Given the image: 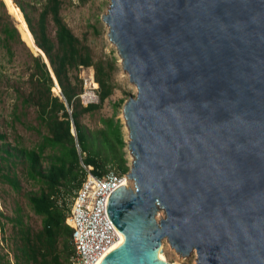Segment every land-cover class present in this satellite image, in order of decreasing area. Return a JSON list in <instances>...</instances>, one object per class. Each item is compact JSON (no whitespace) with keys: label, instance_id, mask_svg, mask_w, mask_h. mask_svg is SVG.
Returning a JSON list of instances; mask_svg holds the SVG:
<instances>
[{"label":"water","instance_id":"water-1","mask_svg":"<svg viewBox=\"0 0 264 264\" xmlns=\"http://www.w3.org/2000/svg\"><path fill=\"white\" fill-rule=\"evenodd\" d=\"M105 1L133 186L108 198L124 239L98 264H174L164 238L197 264H264V0Z\"/></svg>","mask_w":264,"mask_h":264},{"label":"trees","instance_id":"trees-1","mask_svg":"<svg viewBox=\"0 0 264 264\" xmlns=\"http://www.w3.org/2000/svg\"><path fill=\"white\" fill-rule=\"evenodd\" d=\"M18 7L19 18L15 17L29 32L35 51L40 52L41 49L45 54L60 94L51 92V88L55 87L54 80L44 58L40 54L41 58L33 57L36 69L30 75L32 88L15 89L13 114L14 119L21 123L17 113L19 106L22 110L35 107L39 125L46 132L43 133L40 127L24 123L40 135L37 144L30 148L18 143L11 144L6 140L7 135L0 132V178L18 191L20 182L11 167L15 160L20 159L25 166L26 177L42 185L39 192L27 195L29 207L41 217V228L33 231L23 219L20 207L15 216L9 218L21 257L35 264H66L73 253V245L72 229L65 223L70 210L65 195L70 196L71 203V197L85 177L83 166H91L96 175L105 172L108 164L116 166L118 172H127L129 169L124 157L125 142L119 119L101 118L105 127L96 131L88 130L80 121L83 113L99 108L112 94L111 67L103 60H95L89 46L63 22L59 14V0H45L37 24L32 23L21 5L18 4ZM47 16L51 17L55 25L54 39L47 33ZM0 41L9 51L14 44L22 43L18 25L15 26L2 0ZM80 67L93 68L94 79L98 84V103L84 106L78 101L80 88L72 81L74 77L71 72ZM72 123L75 135L71 132ZM46 149L50 152L45 156ZM44 159L48 160L46 168L42 166ZM59 197L62 198L60 201ZM0 264H4L1 255Z\"/></svg>","mask_w":264,"mask_h":264},{"label":"rangeland","instance_id":"rangeland-1","mask_svg":"<svg viewBox=\"0 0 264 264\" xmlns=\"http://www.w3.org/2000/svg\"><path fill=\"white\" fill-rule=\"evenodd\" d=\"M11 14L15 26L19 28V36L22 43L14 44L9 50L2 46L0 41V132L7 135L6 140L11 144H21L25 147H32L40 140V135L33 129V127H40L45 133L44 127L39 125L36 118L35 107H28L24 110H17L20 116L21 123L14 119V104L15 89L17 87L31 89L32 79L31 73L36 69L33 57L41 58L38 51H35V45L31 42V36L23 23L18 22L19 7L21 5L30 18L33 24H37L39 15L44 7L45 0H2ZM60 9L59 14L63 22L71 29L84 44L88 45L93 58L95 60H103L111 67V84L113 86L112 94L103 101L101 106L91 112H85L80 116L81 124L88 130L96 131L105 127L101 118L113 117L116 121L120 120L121 132L125 142L124 157L126 158V165L130 167L132 162L131 154L127 148L128 131L125 126L122 106L129 97L135 96V89L129 77L121 70L118 65L117 56L114 48L106 38L105 25L99 21L100 16L105 10V0H59ZM18 3V4H17ZM17 16V18L15 17ZM47 33L55 38V25L50 16L46 19ZM30 42L32 44H30ZM35 48V49H34ZM92 67H80L71 72L72 81L77 84L79 94H91L95 91L98 95L97 89H93L91 81L94 79V70ZM95 81V79H94ZM51 88L54 95H59V87L55 84ZM98 85V84H97ZM80 104V97L78 95ZM97 96L94 103H98ZM84 105V104H82ZM85 106V105H84ZM27 124V125H24ZM73 124V123H72ZM71 124V125H72ZM73 125V131L74 130ZM72 130V126H71ZM50 152L46 149L45 156ZM15 160V159H14ZM20 159L15 160V164L11 167L13 173L16 174L20 189L14 190L8 183L0 178V255L4 264H35L32 261H26L20 255L18 244L14 237V228L9 218L15 216L18 207L21 209L23 219L31 227L33 231L41 228V217L35 214L29 207L27 195L34 192H39L42 185L28 179L25 175V166ZM4 164V161H1ZM42 166H48V160L44 159ZM107 170H114L118 172L116 166L108 164ZM62 198L59 197V201ZM67 205L70 204V196L65 195ZM164 218V211L159 209L156 214V219L159 221ZM65 223L68 225L65 219ZM164 246L163 254L165 259L170 263L177 264H197V256L195 251H191L187 256L180 255L164 238L162 239ZM61 247V246H59ZM71 256V255H70ZM70 256L66 264H71Z\"/></svg>","mask_w":264,"mask_h":264},{"label":"built area","instance_id":"built-area-1","mask_svg":"<svg viewBox=\"0 0 264 264\" xmlns=\"http://www.w3.org/2000/svg\"><path fill=\"white\" fill-rule=\"evenodd\" d=\"M92 88L97 89L94 79ZM82 104L96 101L95 91L78 94ZM85 177L71 197L66 222L71 227L73 253L71 264H98L107 252L120 241V232L115 229L107 214L110 194L119 186H133L127 172L106 170L101 175L92 172L91 166H83ZM69 220V222H68Z\"/></svg>","mask_w":264,"mask_h":264},{"label":"bare ground","instance_id":"bare-ground-1","mask_svg":"<svg viewBox=\"0 0 264 264\" xmlns=\"http://www.w3.org/2000/svg\"><path fill=\"white\" fill-rule=\"evenodd\" d=\"M93 71V70H92ZM129 140V139H128ZM123 239H124V237H123V235L121 234L120 235V241L118 242V243H116L111 249H113V248H115L116 246H119L120 244H121V242L123 241ZM161 244V246H162V255L160 256V259H165V256H164V254H163V249H164V246H163V244L162 243H160ZM110 249V250H111ZM109 250V251H110ZM166 260V259H165ZM174 264H177V263H174Z\"/></svg>","mask_w":264,"mask_h":264}]
</instances>
